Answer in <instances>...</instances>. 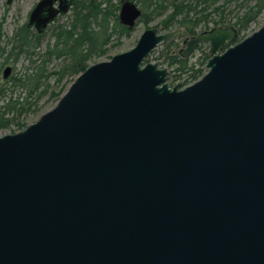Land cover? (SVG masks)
I'll list each match as a JSON object with an SVG mask.
<instances>
[{
    "label": "water",
    "instance_id": "obj_1",
    "mask_svg": "<svg viewBox=\"0 0 264 264\" xmlns=\"http://www.w3.org/2000/svg\"><path fill=\"white\" fill-rule=\"evenodd\" d=\"M72 4L41 0L28 24ZM142 13L123 0L119 22ZM181 35L146 29L0 136V264H264V24L186 38L183 57L209 44L207 71L172 85L146 60Z\"/></svg>",
    "mask_w": 264,
    "mask_h": 264
},
{
    "label": "trees",
    "instance_id": "obj_2",
    "mask_svg": "<svg viewBox=\"0 0 264 264\" xmlns=\"http://www.w3.org/2000/svg\"><path fill=\"white\" fill-rule=\"evenodd\" d=\"M122 1L81 0L78 2L73 0L72 20L68 26H54L53 34L56 36V42L53 47H48L43 53L39 49L43 34L37 33L28 23L21 26L10 39L12 43L10 50L0 46V54L3 57V61L0 63L1 68L8 63H17L23 54L29 59V66L24 72L10 75L7 78L0 76V102H3L0 104V129L9 127L17 118L31 110V106L37 104L48 92L52 99L58 101L65 90V80L72 78L71 82H73L91 63L105 56L115 35L130 32V29L119 22ZM132 1H135L143 11L139 21L146 23L152 16H162V12L165 10L164 4L159 0ZM219 1L201 0L199 6L204 5L200 11L202 14L197 16V5L192 17L186 13L181 20H179V16L183 15L181 13L183 9L176 6L175 13L167 14L161 20L160 26L163 30H168L175 24H179L185 28L188 36L197 35L198 28L202 24L207 26L208 22L214 19L213 16L218 15L220 10L225 13L227 2L215 7ZM263 7L264 0H259L257 11L239 15L233 23H227L223 18L215 20V23L222 26L234 24L239 40H241L249 25L262 12ZM210 8L213 9L208 12ZM150 9H153V13L145 12ZM166 49L170 50V45ZM169 54L165 62L173 68L176 80H178V76H181V73L186 74L187 79L184 84L189 85L204 75L202 69L195 70L194 64H189V59L180 54L177 56ZM206 55L205 51L203 59L200 60L201 65L206 63ZM55 58L62 59L63 64L57 69H51L50 64ZM18 89L21 90V93L16 95ZM17 125L20 129L26 127V124L19 121H17Z\"/></svg>",
    "mask_w": 264,
    "mask_h": 264
},
{
    "label": "rangeland",
    "instance_id": "obj_3",
    "mask_svg": "<svg viewBox=\"0 0 264 264\" xmlns=\"http://www.w3.org/2000/svg\"><path fill=\"white\" fill-rule=\"evenodd\" d=\"M39 1L40 0H12L11 4H8V0H0V30H1L0 46L1 47H5L6 50H10V48L12 47V43L10 39L13 38L15 32L21 26H23L28 22L31 11L34 9V7L37 5ZM77 1L80 2L81 0H77ZM200 1L201 0H159V2L163 3L165 7L164 12H162L163 13L162 16H152L150 18V21H148L147 23L138 20L136 25L132 29H130V32L123 33L122 35L119 34L115 35L111 45H109L110 47L108 53L105 56L99 58V60L96 62L109 60L114 54L132 48L137 43L139 37L146 29L157 27L160 30V32H165L168 30H181L182 32L181 36L172 40L166 45H161L156 49H154L152 53L148 56V59L146 61L148 62L161 61L162 65L167 66L171 71V75L173 77L172 85L177 84L178 82H183L184 84L187 79V75L181 73V76H178L179 78H177L178 80H176V78H174L173 68L170 67L165 62V59L167 58L168 53L177 56V54H179V51L184 47V40L191 36H188L186 34L185 28L183 26H180L179 24H175L174 26L170 27L168 30H163L162 27L160 26V22L163 18L167 16V14L175 13L176 6L178 7L180 6V8L183 9V11L181 12L183 13V15L179 16V20H181V18H183L186 13L188 14L189 17H192L194 15L193 12H195L194 9L196 8L197 5L198 8L196 13L197 16H200L202 14L200 13V11L202 7H204V5L199 6ZM224 2H227L224 9L225 13H222L221 12L222 10H220L219 13L221 14L218 13V15H214L213 16L214 19L210 20L207 26L205 24H202L201 27L198 28L197 34L206 30H211L212 28L217 26H222V25H217L215 23V20H218L220 18H223L227 23L229 22L233 23L239 15L242 16L244 13H249L250 11H257L256 9L259 4V0H221L216 4L215 7L221 6L222 4H224ZM212 9L213 8H210L208 12L212 11ZM152 10L153 9L145 10V12L153 13ZM72 16H73V11L71 8L68 13L61 14L53 23H51V25L43 33L41 46L39 48L41 53L45 52L48 49V47H53L56 42V36L53 34L54 26L55 27L68 26V24L72 20ZM263 24H264V9L256 18V20L249 25V28L247 32L243 34L242 39L252 34L254 31L258 30ZM227 26H234L236 28L234 24H228ZM222 27H226V26H222ZM169 45H170V50L166 49ZM209 48L210 46L208 43H201L200 45H198V48L193 52L192 55L186 57L187 59H189L188 60L189 64H194L193 68L195 70L202 69V67L205 66L206 63L201 65L200 60L203 59L206 51L207 54L206 62H207V59L210 58ZM2 61H3V57L0 54V63ZM62 64H63L62 59L55 58L52 60L50 64V68L57 69ZM7 66H11L12 68L9 76L13 74L22 73L29 66V59L23 54L21 55L17 63L15 64L8 63L4 65L2 68L0 67V76L2 78H3L4 70ZM206 71L207 70L203 71L204 74L206 73ZM71 80L72 78L65 80L66 87L63 94L66 92V90L72 83ZM20 93L21 90L18 89L15 94L18 95ZM50 96H51L50 92L46 93L38 101L37 104L31 106V110L27 111L21 117L17 118L14 123L10 124L9 127L0 129V136L8 133H16L22 130L17 125V121H19L22 124H26L27 126L38 120L41 115H43L44 113L55 107L59 100L57 101L56 99H52ZM2 103L3 102H0V104Z\"/></svg>",
    "mask_w": 264,
    "mask_h": 264
},
{
    "label": "flooded vegetation",
    "instance_id": "obj_4",
    "mask_svg": "<svg viewBox=\"0 0 264 264\" xmlns=\"http://www.w3.org/2000/svg\"><path fill=\"white\" fill-rule=\"evenodd\" d=\"M40 1H41V0H40ZM40 1H39V2H40ZM11 2H12V0H11ZM11 2L8 3V4H11ZM39 2H38V3H39ZM134 2H135V1H134ZM38 3H37V4H38ZM135 3H136V2H135ZM137 5H138V4H137ZM36 6H37V5H36ZM36 6H35V7H36ZM35 7H34V9H35ZM138 7H139V6H138ZM139 8H140V7H139ZM34 9H33V10H34ZM33 10H32V11H33ZM141 10H142V9H141ZM32 11H31V13H32ZM119 12H120V11H119ZM142 12H143V11H142ZM31 13H30V14H31ZM59 16H60V15H59ZM59 16H58V17H59ZM29 17H30V16H29ZM58 17H57V18H58ZM57 18H56V19H57ZM28 22H29V20H28ZM28 22H27V23H28ZM50 25H51V24H50ZM50 25H48V27H49ZM30 26H32V28H33L37 33H39V32L37 31L35 25H30ZM48 27H47V28H48ZM47 28H46V29H47ZM46 29H45L42 33H39V34H43V33L46 31ZM197 48H198V47H197ZM197 48H196V49H197ZM179 54H180V51H179ZM180 55H181V54H180ZM181 56H182V55H181ZM182 57H183V56H182ZM184 58H186V57H184ZM207 60H208V59H207ZM202 70H203V71L205 70L204 66L202 67Z\"/></svg>",
    "mask_w": 264,
    "mask_h": 264
}]
</instances>
